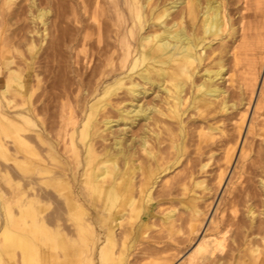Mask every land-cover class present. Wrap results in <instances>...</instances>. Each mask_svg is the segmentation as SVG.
Listing matches in <instances>:
<instances>
[{
  "label": "bare ground",
  "instance_id": "6f19581e",
  "mask_svg": "<svg viewBox=\"0 0 264 264\" xmlns=\"http://www.w3.org/2000/svg\"><path fill=\"white\" fill-rule=\"evenodd\" d=\"M249 2L242 0L237 8L234 0H0V128L15 132L16 144L7 152L0 137V154L18 170L14 203L30 228L5 234L3 244L19 249V264H128L134 253L136 264L148 259L146 264H168L181 251L175 240L166 247L147 241L133 252L144 239L136 221L154 205H166L161 224L171 226L185 211L178 227L185 237L179 242L195 240L207 212L195 191L207 187L195 174L206 172L213 156L201 151L203 130H221L215 123L202 126L197 118L234 107L223 85L228 54L234 67L239 54L250 56L247 70L252 80L257 77L253 56L264 48V11L243 12ZM34 35L37 48L48 36L42 52L80 44L83 57L93 58L82 71L69 70L76 90L85 92L55 137L33 128L32 115L44 106L29 102L32 84L27 86L15 60L21 58L16 54L21 40L25 50H36ZM213 40L223 43L213 47ZM235 47L244 50L237 54ZM208 59L212 65L205 66ZM198 126L194 157L187 147ZM241 126L242 120L237 131ZM32 129V136L26 134ZM224 156H230L228 150ZM224 171L217 172V184ZM29 173L36 180L27 179ZM258 184L264 188L262 176ZM250 199L244 200L247 222L236 215L238 199L232 197L229 218L224 213L219 220L210 218L208 231L180 264H264V244L255 241L262 227L255 224ZM260 203L264 220V197ZM168 250L176 253L159 255Z\"/></svg>",
  "mask_w": 264,
  "mask_h": 264
},
{
  "label": "rangeland",
  "instance_id": "374dc122",
  "mask_svg": "<svg viewBox=\"0 0 264 264\" xmlns=\"http://www.w3.org/2000/svg\"><path fill=\"white\" fill-rule=\"evenodd\" d=\"M234 1H235L234 7L239 8L242 6L241 3L242 0L240 1L238 0L239 2L237 0ZM249 5H250L249 8L246 9V11L244 10L243 12L245 13L247 12V14H251V15H254L255 13H256L255 15H260L259 14L260 11L261 12L264 11V9H257L259 7L264 8V6H262V3L258 2L257 0L255 1L250 0ZM258 10L259 13H257ZM234 12L236 16L237 15L236 10H234ZM38 27L40 30L42 26L39 24ZM44 32L46 33V31H43V33ZM38 36L34 35L36 50L34 47L33 51L28 52L27 50H25L26 49L24 44L25 41L21 40V44L17 43V46L19 47H17L18 53L16 54L20 55L21 58L19 59L16 58L15 60L16 63L20 65L19 67L22 66L23 69L22 74L26 76L25 77L23 75L24 78H26L25 80L27 86L30 88V85L32 84L31 88L33 92L31 93L29 102L32 105H36V106L42 105L41 107L44 106L43 109H38L36 110L37 112H34V115L36 117L32 115L33 119L35 118L36 120V125L33 128H35V130L38 129L40 131L42 130V132L47 134V136L49 137L50 136L55 137L60 122H62L63 125H66L67 122L69 121V118L74 115V112L76 110L75 107L76 99H77L76 97L85 92L84 87L80 88L81 92L76 90V88L78 89L79 87L74 82L75 78L73 77L72 73H70L69 70L70 68H76L77 70L82 71L84 65L86 64L91 65L93 63L92 61L93 58L90 56L89 58L83 57L84 47H82V45L80 44H74L71 47H66L65 44L58 45L57 48H55L54 50L47 48L44 52H42L43 47L45 48V44L47 43L48 36L46 35L45 40H43L41 43V46L37 48L39 42ZM222 43H223L222 41H218V40L212 41L213 47L222 45ZM243 50L244 48H237V47L233 48V51L237 52V54L239 52H242ZM255 57H256L255 61H257L256 62L257 77L254 80L250 78L251 76L247 70V61L248 59L250 60V56L245 54L242 55L239 54L237 58V64L235 65V67L232 64L233 61L229 54L227 59L224 57L226 61L225 64L226 81L224 82L223 85L228 92L227 102L229 101L228 102L229 105H231V103H234V107L230 106L228 108V111L224 113L216 112L215 114V112L213 113L210 112L208 114H204L201 118L200 117L197 118V123L200 121L202 126L203 124L205 125L207 122L215 123L219 125L222 131L218 130L212 133L213 131L205 130V129L203 130V136L206 137V141L201 143L202 146L201 151L209 150L210 152L213 153V156L209 162V165L205 168L206 172H196L195 174L196 178L204 179L205 181L204 185L207 187V189L205 190H202L200 187L197 189L195 188L197 194L203 196L202 200L200 199L197 201L198 204L200 206L202 205L201 207L207 211L205 212L206 213L205 219L201 225L200 230L197 232L195 240L192 241L190 244L186 242L180 244V242L183 240L185 235L184 234L181 235L180 232L182 231L183 227L181 228L178 227L183 222V219L186 215L185 211L184 212L181 211L183 214L181 213L179 216H177L178 214L176 215L177 216L176 218H178V220L176 219V221L174 222L175 226H171L167 223L161 224L162 223L161 209L165 208L166 205H163L160 208L154 205L150 209L146 218L136 221L137 226L140 229V233L144 232L141 235L144 237L145 240L144 239L141 241L137 240L136 248L133 252H137L138 251L137 249H139L141 245L147 243V241L148 243H151L150 241H156L159 246L166 247L169 244L174 243L175 240L177 241V243H179V249L181 248V251L168 264H180L183 258L194 247L195 242L204 233L208 231V228L210 227L208 223L210 218L219 220V218L223 213L226 214L224 217L226 220L229 218V217L226 218L228 216L227 205L232 199V197L237 198L239 202V203L237 202L238 210L236 212V215L243 222H247V217L244 214L245 212L244 200L245 198L247 199L248 196H251L249 202L253 205L254 207L253 209L257 212L255 217L256 220L255 224H260L262 227L259 229V233L257 234V236H255V241L257 240L258 241V242L256 241L257 243L260 242L259 244H264V220H262L261 215L258 214V212L261 210L260 200L262 199V197H264V194H262L264 188H262L260 184H258L260 176L264 178V87H262L261 84L262 75H264V64H262L264 63V48H261L259 52L257 51V53L253 56V59ZM204 65L205 66L212 65L210 59L206 60ZM2 73H4V71ZM231 73L233 74L232 76ZM230 76L232 78H230ZM66 85L67 88L70 90H68L65 87ZM62 91H64V93H62ZM34 97L37 99H35ZM151 97L152 95L148 96L147 98H143L141 99L142 100L141 102L144 103L146 101L148 102V100H150ZM16 99L18 100V97H16ZM240 120H242V126L239 132L237 131V125L239 124ZM44 124L46 127L44 126ZM49 126L53 128H50ZM116 127L118 126H114V128ZM199 128L200 126H198L196 130H193L191 141L188 142V147H187V152L192 151L191 155L194 157L197 156L196 153L193 152L197 151V150L194 151V146L196 145L197 132ZM1 129L2 128H0V137L2 138L1 140H3L6 143V146L8 148L7 152L13 153L14 150L13 148L15 147L16 144L13 142L14 138L12 137L14 136L15 132L13 133L9 132L4 128L3 130ZM62 130L63 128L61 129V132ZM33 131H34L33 129L29 130L26 134L28 135L30 134L32 136L34 134ZM52 132L54 134H51ZM226 149L230 153V156L225 160L224 158L226 157L224 155L227 151ZM65 155L66 156L70 155V152L67 153L65 152ZM203 156L204 158L206 157V155ZM69 158L67 157L68 162L73 161V158L71 156H69ZM183 159L184 156L181 158V160ZM224 166L226 167L224 168ZM0 167H1L0 168V264H19L20 262L19 260L20 255H18L20 254L19 249L14 246L7 247L6 245H4L3 243H5V241L3 240L4 238L3 236L5 234H9L12 232L15 233L19 230H23V232H26L30 230V228L23 225L22 220L20 221V219L18 218L20 211L18 210V208H16V205L14 203V201L17 198L16 191H17V183L19 181V174L17 172L18 170H16V167L13 165L12 161H7L6 157L2 154H0ZM222 167L224 168L225 171L223 170ZM218 170L224 171L223 176L221 178V182H219L220 184H217L218 183L217 172H219ZM27 177H26L27 179L30 178L36 180L37 176L35 174L29 173ZM6 179H8L7 180L8 182L6 181ZM158 188L159 187L155 189L158 190ZM243 189H245L244 193H243ZM156 190H154V195ZM172 196H176V195L173 194ZM9 202L10 204L7 205L6 207L5 205L8 204ZM175 212L178 213V211ZM258 220H260V222ZM257 221L259 223H257ZM15 223L17 224V227L15 226L16 225ZM176 229H180L179 232ZM231 229H233V227H231ZM230 233L231 232L227 233L226 236L230 235ZM225 249L227 248L225 247ZM173 251L174 253H176L175 250H168L167 252L161 253L159 255L166 256L167 254ZM134 255L135 253L129 256V259L132 260L128 264H136L134 263L135 260V258L133 257ZM148 260H146L145 262L137 261V263L146 264L149 262ZM150 261H153V259L150 258Z\"/></svg>",
  "mask_w": 264,
  "mask_h": 264
}]
</instances>
